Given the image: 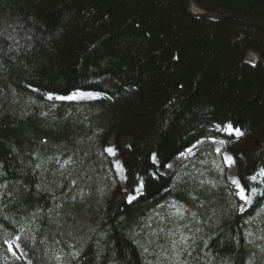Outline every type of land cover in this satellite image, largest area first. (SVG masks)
Returning a JSON list of instances; mask_svg holds the SVG:
<instances>
[{"label": "trees", "instance_id": "1", "mask_svg": "<svg viewBox=\"0 0 264 264\" xmlns=\"http://www.w3.org/2000/svg\"><path fill=\"white\" fill-rule=\"evenodd\" d=\"M191 1L264 25V0ZM0 31L5 47L9 34L32 37L0 72V184L20 188L0 197V264H264V178L251 179L264 172V30L196 17L185 0H0ZM76 91L100 97L56 101ZM226 124L245 134L222 132ZM225 152L247 194L258 190L248 209ZM181 234L189 240L177 256ZM17 235L21 259L3 243Z\"/></svg>", "mask_w": 264, "mask_h": 264}, {"label": "snow or ice", "instance_id": "2", "mask_svg": "<svg viewBox=\"0 0 264 264\" xmlns=\"http://www.w3.org/2000/svg\"><path fill=\"white\" fill-rule=\"evenodd\" d=\"M3 35H4V32L0 31V36H3ZM6 39L11 41V43L7 44L6 47H5L4 44H0V72L6 71V68H5V65H4V58L5 57L14 60V59H16V55L15 54L20 53L22 50L27 52L32 47V44L30 42L32 40L31 36H28L27 39H28L29 43H27V44H21L20 41L16 38V36L12 35V34H9L6 37ZM94 47H95V45H94ZM173 59H177L178 60L179 57H173ZM180 87H183V85H180ZM49 98L50 99L52 98L51 95L49 96ZM45 115H46V113H45ZM229 128L232 131H234L235 133L239 134L240 136H243L245 134L239 128H232L231 125H229ZM106 151L109 152L110 154H114L113 149H111V148L106 149ZM188 151H191V149H189ZM216 151L219 153L221 150L219 148H217ZM154 159H155V156H154ZM225 160H226V162L233 161V158L229 156V157H226ZM57 162L59 163V161H57ZM68 163H72V160L70 158L65 161V164H68ZM0 167H2V166H0ZM35 167L36 168H40L41 165L40 164H36ZM3 175H4V173L0 172V176H3ZM251 179L255 180L256 177L253 176ZM71 183L75 184L76 181L73 180V181H71ZM232 184H234L236 186V188L238 189L237 195H239L240 198L242 200H244L245 203H247L249 201V196H248V194L246 192V189L243 186H241L236 179L232 180ZM20 187L23 188L25 191L29 190L27 185H21ZM35 187L37 189H41V184H36ZM7 189H8L7 183L0 184V197L7 196L9 198H13L15 195L20 193V188H14L12 190H7ZM253 191H255V190L253 189ZM129 199H133V197H129ZM0 204H2V201H0ZM3 206L6 207V205H3ZM172 207L175 208L176 205H172ZM243 210H244L243 205H241L240 206V211H243ZM177 211H179V210H177ZM5 219H7V217H5ZM0 227H2V225H0ZM197 231H199V229H197ZM174 235H175V233H171V232L169 233L170 237L174 236ZM21 239H22V237L17 235L15 237V242L10 241V240L3 241V243L7 246V251L10 252L16 259H21V256L23 255V253H21L19 255L17 254V249L20 247ZM188 240H189V238L187 236L181 234L179 240H172L171 241L172 247L177 249V252H176L177 256L180 255V245H187L188 244ZM194 244H195V241H193V245ZM144 251L147 252L148 249L145 247ZM183 251H184V253L187 256H191L192 255V253L190 251H188L187 247H185L183 249ZM73 255L74 256H78L79 253L77 252V253H74ZM56 259L59 261L61 259V257L59 255H57ZM27 264H32V261L28 260ZM184 264H187V261H184Z\"/></svg>", "mask_w": 264, "mask_h": 264}, {"label": "rangeland", "instance_id": "3", "mask_svg": "<svg viewBox=\"0 0 264 264\" xmlns=\"http://www.w3.org/2000/svg\"><path fill=\"white\" fill-rule=\"evenodd\" d=\"M249 55H250V56H248L247 60H251L252 63H253V61L255 60V55H256V54H255V53H254V54H251V53H250ZM75 96L78 97L77 99H87V98H98V97H99V95L96 94V93L84 92V91H79V92L74 93V94L71 96V98H72V97H75ZM223 131H224V132H229V133L233 132V131L229 128V126H227L225 129H223ZM207 141H208L207 139H203L201 143H203V142H207ZM109 148L113 149L114 157H112L111 154H110L109 152L106 151V149H109ZM106 149H105V152L107 153V155L109 156V158H110V160H111V162H112V164H113V167H114V169H115V171H116V174H117V176H118L119 182H120L121 185L124 186V183H125V182H122V180H121L120 177H119V171L121 170V168L123 169L122 164H121V160H120L119 157L116 155L115 150H114V148H113V146H112V143H110V144L106 147ZM193 152H194V149H191V151H185L184 153L180 154V155L177 156L172 162H170V163L165 167V169H164L163 171H161V172H163L164 175H170V174H172L175 170H178V168H179V167H180V166L186 161V159L188 158V156H189L191 153H193ZM229 156L232 157V155H231L230 153L225 152V153L223 154V161H224V164H225L226 169H227V178H228V179L230 180V182L232 183V180H233V179H236V180L238 181V179H237V169H236V165H235V163L233 162L234 159H233V161H228V162H226L225 158H226V157H229ZM232 158H233V157H232ZM198 179H199V182L202 183V184H203V183H209V184H211V181L206 180V178H205V176H204L203 174H202ZM233 185H234V184H233ZM234 186H235V185H234ZM235 188H236V186H235ZM236 189H237V188H236ZM237 191H238V189H237ZM253 193H254V192L251 193V196L253 195ZM248 196H249V201H248L247 203H245V201L243 200V202L245 203V206H247L248 203L251 202V200H252L250 194H249Z\"/></svg>", "mask_w": 264, "mask_h": 264}, {"label": "water", "instance_id": "4", "mask_svg": "<svg viewBox=\"0 0 264 264\" xmlns=\"http://www.w3.org/2000/svg\"><path fill=\"white\" fill-rule=\"evenodd\" d=\"M185 3H186V6L188 8V11L196 16V17H200V18H208V19H212V20H215V21H221L223 19H226V18H233V19H238V20H242L244 22H247L249 24H252L254 26H256L257 28H260L262 30H264V25L262 24H259V23H256L254 21H251L249 19H246L244 17H241L239 15H235V14H225V15H218V14H214V13H208V12H205V11H200V10H197L193 4H192V1L191 0H185ZM58 100L60 101H66L65 98H58Z\"/></svg>", "mask_w": 264, "mask_h": 264}, {"label": "bare ground", "instance_id": "5", "mask_svg": "<svg viewBox=\"0 0 264 264\" xmlns=\"http://www.w3.org/2000/svg\"><path fill=\"white\" fill-rule=\"evenodd\" d=\"M73 98L76 99V100H78V99H77L78 97H76V96L73 97ZM191 148H192V147H190L189 149H191ZM189 149H188V150H189ZM111 156L114 157V154H111ZM119 177H120V179L123 181V178H124V171H123L122 168H121V170L119 171Z\"/></svg>", "mask_w": 264, "mask_h": 264}]
</instances>
